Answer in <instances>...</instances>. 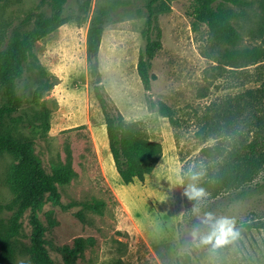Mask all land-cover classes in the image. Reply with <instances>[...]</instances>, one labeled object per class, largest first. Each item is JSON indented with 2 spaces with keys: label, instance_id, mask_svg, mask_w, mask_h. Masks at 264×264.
<instances>
[{
  "label": "rangeland",
  "instance_id": "obj_1",
  "mask_svg": "<svg viewBox=\"0 0 264 264\" xmlns=\"http://www.w3.org/2000/svg\"><path fill=\"white\" fill-rule=\"evenodd\" d=\"M148 1L68 0L65 14H78L82 23L72 20L33 44L32 52L53 85L32 98L23 90V81L18 87L25 93L26 102L32 99L34 106L49 111L50 129L45 135L39 127L26 123L18 129L37 140V150L47 167L65 162L69 149L77 177L61 188L64 204L93 198L105 203L102 214L87 212L85 221L73 211L46 205L39 215L41 221L48 225L44 212L49 210L54 221L46 238L58 246L91 238L93 244L75 264H111L113 260H121V264H264V189L245 199L236 198V191L205 199L200 221L187 226L183 222L181 178L185 163L202 173L206 157L200 156V150L214 144L213 140L203 144L197 140V119L212 101L259 88L264 83V64L262 76H257L256 67L251 66L242 70L247 77L240 73L235 78L220 61L226 45L215 42L207 24L193 28V1L164 0L165 10L158 14L161 49L151 61V88L145 90L137 65L146 46L143 30ZM244 1L242 7L228 5L241 12L234 22L241 34L239 48L264 40V33L258 32L264 24V7L256 0ZM81 3H88L86 14L79 9ZM97 12H104L98 61L105 91L127 121H141L147 134L162 144L161 158L142 182L125 184L120 179L109 151L104 117L92 95L86 34ZM39 13L51 15L48 0L1 1L0 34L30 30ZM149 100L163 101L173 110L175 120L171 122L158 110L149 109ZM11 162L16 160L0 157V205L11 199L2 183ZM255 185H264V170L249 186ZM11 213L5 208L0 211V231ZM205 213H211L212 218H206ZM222 219L233 220L234 226L248 222L253 228L221 248L200 244L201 235ZM23 226L28 235L29 213L23 218ZM185 254L190 257L188 262L182 260ZM52 257L63 264L57 254L52 253ZM2 264L34 263L19 254Z\"/></svg>",
  "mask_w": 264,
  "mask_h": 264
},
{
  "label": "trees",
  "instance_id": "obj_2",
  "mask_svg": "<svg viewBox=\"0 0 264 264\" xmlns=\"http://www.w3.org/2000/svg\"><path fill=\"white\" fill-rule=\"evenodd\" d=\"M48 1L51 15L37 14L30 30L15 29L9 36L0 34V157L9 156L16 160L8 165L2 180L11 199L0 205V211L5 208L12 213L8 224L0 231V264L13 260L19 254L27 255L34 264H57L52 253L57 254L63 264H75L88 246L93 244V240L77 238L72 246L54 245L46 238L54 224L51 210L44 212L48 225L41 221L39 215L46 205H50L73 211L74 215L85 221V213L102 214L105 207L104 201L95 198L64 204L61 201V188L77 177L70 162L69 149L65 162L49 164L47 167L37 150V140L18 129L23 123L39 127L43 135L50 129L49 111L45 107L34 106L33 101H30L32 99L26 102L25 93L19 92L18 84L22 81L23 90H27L31 98L53 85L48 83L45 72L32 52L33 44L72 20L82 23L78 14H65L68 0ZM192 1L193 28L196 30L200 25L207 24L215 42L226 45L220 61L230 68L233 76L237 78L240 73L244 74L242 70L251 66L256 67L257 76H262L264 40L251 47H237L241 34L234 22L241 12H235L228 5L242 7L245 1ZM256 1L264 7V0ZM79 9L86 14L88 3H81ZM146 9V27L143 30L146 46L139 57L137 71L145 90L149 91L151 61L161 49L158 14L165 10L164 0H149ZM103 31L104 12H97L92 16L86 34L87 74L92 95L102 111L109 151L120 179L125 184L136 180L142 182L161 158L162 144L147 134L141 121H127L106 93L98 61ZM258 32L263 35L264 24L260 25ZM244 76L247 77V73ZM148 108L158 110L171 122L175 120L173 110L163 101L149 100ZM195 136L202 144L208 140H213L214 144L200 150V156L203 159L206 157L202 173L189 169V163L182 167L183 222L187 226L200 221L205 199H216L221 194L235 191L236 198L245 199L263 191L264 185H249L264 170V83L257 89L229 95L219 102L212 101L204 115L197 119ZM197 174L200 178L193 180ZM191 184L203 188L206 197L199 201L189 200L185 193ZM27 213L31 227L28 235L23 226V218ZM216 227L201 237L211 234ZM234 227L239 232L238 238L253 228L248 222ZM189 259L188 254L182 258L183 262ZM110 263L122 262L113 260ZM146 264L156 263L148 261Z\"/></svg>",
  "mask_w": 264,
  "mask_h": 264
},
{
  "label": "clouds",
  "instance_id": "obj_3",
  "mask_svg": "<svg viewBox=\"0 0 264 264\" xmlns=\"http://www.w3.org/2000/svg\"><path fill=\"white\" fill-rule=\"evenodd\" d=\"M200 175L193 176V180H198ZM185 195L189 200H201L206 197L207 193L203 188L197 187L196 184L189 185V189ZM205 217L212 218L211 213H205ZM235 222L229 219H222L217 221L215 230L204 237H200L199 243L204 245H212L213 248H221L238 238L239 232L235 230Z\"/></svg>",
  "mask_w": 264,
  "mask_h": 264
},
{
  "label": "bare ground",
  "instance_id": "obj_4",
  "mask_svg": "<svg viewBox=\"0 0 264 264\" xmlns=\"http://www.w3.org/2000/svg\"><path fill=\"white\" fill-rule=\"evenodd\" d=\"M122 201H124V200H122ZM126 202V201H125ZM130 203V202H129ZM124 205H125V203H124ZM132 205V204H131ZM127 207V206H126Z\"/></svg>",
  "mask_w": 264,
  "mask_h": 264
}]
</instances>
